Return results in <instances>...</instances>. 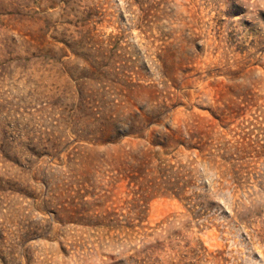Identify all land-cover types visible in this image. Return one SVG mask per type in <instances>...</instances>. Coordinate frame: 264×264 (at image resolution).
I'll list each match as a JSON object with an SVG mask.
<instances>
[{
	"label": "rangeland",
	"instance_id": "rangeland-1",
	"mask_svg": "<svg viewBox=\"0 0 264 264\" xmlns=\"http://www.w3.org/2000/svg\"><path fill=\"white\" fill-rule=\"evenodd\" d=\"M0 264H264V0H0Z\"/></svg>",
	"mask_w": 264,
	"mask_h": 264
}]
</instances>
